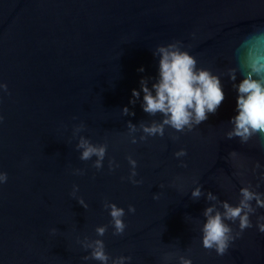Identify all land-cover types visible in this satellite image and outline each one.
Instances as JSON below:
<instances>
[{
  "label": "water",
  "instance_id": "water-1",
  "mask_svg": "<svg viewBox=\"0 0 264 264\" xmlns=\"http://www.w3.org/2000/svg\"><path fill=\"white\" fill-rule=\"evenodd\" d=\"M173 40L191 45L198 66L224 73L250 48L264 55V0H0V81L10 93L0 92V171L9 177L0 185V264H99L82 259L78 240L98 238L95 228L104 224L107 252L131 256L126 264H180V255L192 264H264V233L255 227L223 256L201 242L204 209L216 203L207 193L235 204L241 181L259 180L254 163L264 165V136L246 145L224 136L237 97L227 75L224 101L197 128L177 133L178 141L169 128L163 138L140 141V123L161 117L143 111L142 93L130 104L132 89L141 77H157L153 51ZM124 106L135 115H124ZM81 122L86 128L74 136ZM80 136L108 144L101 170L91 166L96 157L79 159ZM181 147L186 167L173 155ZM233 150L235 161L227 158ZM128 155L137 160L139 185L121 179L129 175ZM109 158L119 164L114 171ZM73 184L88 208L70 195ZM198 185L204 195L193 199ZM105 199L126 213L129 204L136 208L124 217L123 236L112 235Z\"/></svg>",
  "mask_w": 264,
  "mask_h": 264
},
{
  "label": "clouds",
  "instance_id": "clouds-1",
  "mask_svg": "<svg viewBox=\"0 0 264 264\" xmlns=\"http://www.w3.org/2000/svg\"><path fill=\"white\" fill-rule=\"evenodd\" d=\"M260 33H256L254 38L258 39ZM187 47L180 40H173L166 44H158L153 51L154 56H159L158 75L155 78L141 77L139 89H132L130 104L135 105L136 101L143 94L141 107L150 116L159 115L161 119L153 120L151 123L141 122L139 129L143 135L140 141H147L149 137H161L165 135L166 128L172 129L170 137L173 141L180 139L179 134L191 132L202 122L208 119L209 114H215L225 99L223 91L222 75H227L232 82V87L237 93L236 114L228 123L231 127L224 133L227 140L238 139L242 145L249 144L250 141L260 142V137L264 136V55L257 51L248 50L247 54L241 58L236 67L227 68L224 73H214L211 69L198 66L196 56L190 54ZM138 71L143 72L141 66ZM241 77L237 80V75ZM153 82L149 85V80ZM0 92L8 93L6 83L0 81ZM124 115H135L127 106L122 109ZM76 119V117H73ZM3 116L0 115V121ZM129 133H135L137 126L131 121L127 122ZM86 125L81 122L74 126L73 135H78L85 130ZM131 143L136 144L137 139L132 136ZM76 148L80 150L79 159L81 161H92V167L97 171L103 168V162L107 155V143H93L89 138L80 136ZM186 148H179L174 152V156L180 161V166L186 167L182 159L187 156ZM130 165L129 175L121 177L127 179L133 185H139L142 180H137V160L132 155L127 157ZM228 159L233 161L239 158V153L235 150L228 153ZM119 167L114 158H109L108 169L114 171ZM264 168L259 161H256L251 169L253 175H258L256 184L251 181L242 180L239 188L237 202L235 204L229 200H220L211 191L207 193V200L215 201L204 209L203 216L206 218L201 231L202 246L209 251H215L217 255L223 256L228 252L232 243L242 236V234L253 227L260 233H264V214H258L259 209H264V192L258 191L260 181H264ZM73 173L84 175L85 169L75 168ZM243 175V173H239ZM8 173L0 171V185L8 182ZM162 187V186H161ZM79 186L73 184L70 195L74 197L83 207L88 208L83 197L77 196ZM204 193L202 185L193 188L191 196L199 199ZM154 199H159V193L153 194ZM219 204V207L217 206ZM103 207L108 210L113 236H123L127 228L124 217L127 213H135L134 205L129 204L127 213L123 207L105 199ZM255 217V224L253 223ZM236 225L238 230H234ZM109 225H98L95 228L96 239L89 240L85 237L79 241L81 248L87 252L82 259L84 261L94 260L99 264H126L130 262L131 256L119 255L113 257L106 250V245L102 237L105 236ZM52 234L59 230L55 227L50 229ZM173 254H165L164 259H170ZM180 264H192L190 257L180 255Z\"/></svg>",
  "mask_w": 264,
  "mask_h": 264
}]
</instances>
